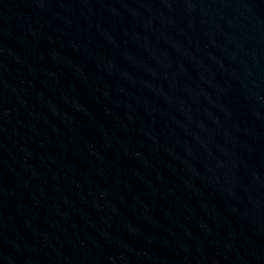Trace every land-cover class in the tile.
<instances>
[{
	"label": "water",
	"instance_id": "1",
	"mask_svg": "<svg viewBox=\"0 0 264 264\" xmlns=\"http://www.w3.org/2000/svg\"><path fill=\"white\" fill-rule=\"evenodd\" d=\"M0 264H264V0H0Z\"/></svg>",
	"mask_w": 264,
	"mask_h": 264
}]
</instances>
